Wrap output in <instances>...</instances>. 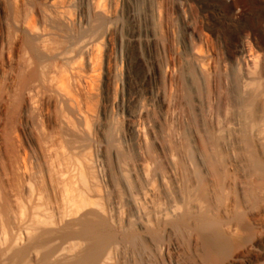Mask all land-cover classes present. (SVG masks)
I'll return each mask as SVG.
<instances>
[{"label":"rangeland","instance_id":"374dc122","mask_svg":"<svg viewBox=\"0 0 264 264\" xmlns=\"http://www.w3.org/2000/svg\"><path fill=\"white\" fill-rule=\"evenodd\" d=\"M0 264H264V0H0Z\"/></svg>","mask_w":264,"mask_h":264},{"label":"bare ground","instance_id":"6f19581e","mask_svg":"<svg viewBox=\"0 0 264 264\" xmlns=\"http://www.w3.org/2000/svg\"><path fill=\"white\" fill-rule=\"evenodd\" d=\"M207 225V224H206ZM97 253V252H96Z\"/></svg>","mask_w":264,"mask_h":264}]
</instances>
